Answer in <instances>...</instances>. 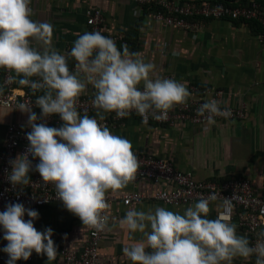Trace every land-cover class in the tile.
Here are the masks:
<instances>
[{"label":"clouds","instance_id":"clouds-1","mask_svg":"<svg viewBox=\"0 0 264 264\" xmlns=\"http://www.w3.org/2000/svg\"><path fill=\"white\" fill-rule=\"evenodd\" d=\"M30 3L0 0V68L16 74L8 82L18 77V83L30 87L33 94L43 91L35 100L42 118L58 114L63 126L37 123L31 104H18L19 110L28 113L32 131L27 133V152L9 161L8 179L13 186L29 185L33 168L29 154L38 158L35 170L44 184L54 186L56 197L79 217L84 228L111 231L106 194L135 181L140 164L131 141L100 123L104 113L115 112L124 118L135 110L145 123L149 115L160 120L177 105H186L191 93L183 83L155 76V66L146 63L140 53L130 52L127 46L121 51L99 31L85 32L74 42L69 55L77 62L76 71H70L66 57L52 45V25L32 20ZM88 85L96 90L92 104L99 119L86 113L81 116L77 110ZM219 105L216 99H209L200 105L197 115L209 125L216 116L228 118L230 110ZM215 199V195L201 198L183 214L159 206L154 212L129 209L119 221L120 227L140 232L144 238L126 246L125 256L132 264H233L234 258L247 260L255 255V264H264V232L251 246L227 216L207 218L209 202ZM25 214L31 219L25 220ZM36 219L39 213L19 202L0 211V226L8 242L3 248L9 256L7 264L28 260L33 252L46 255L48 262L56 259L53 229L38 231Z\"/></svg>","mask_w":264,"mask_h":264},{"label":"crops","instance_id":"crops-1","mask_svg":"<svg viewBox=\"0 0 264 264\" xmlns=\"http://www.w3.org/2000/svg\"><path fill=\"white\" fill-rule=\"evenodd\" d=\"M221 1L237 5L245 2ZM88 7L102 8L106 16L104 32L124 33L125 46L130 52L140 53L146 63H152L155 76L183 83L189 92L191 84L223 89L224 104L244 103L246 106L245 119L215 121L206 128L191 123L145 125L134 116L111 131L130 140L135 153L168 158L177 168L192 171L199 180H225L244 175L252 182L254 192L264 195V44L260 41L262 28L258 23L215 19L204 21V26L198 31H186L164 26L155 18L151 7L142 8L134 0H32L31 19L52 25V45L67 58L64 51L73 45L79 34L88 29L85 16ZM139 10L140 13L136 15L135 12ZM32 46L39 48L35 43ZM16 80L18 83L19 78ZM95 91L92 85L85 90L90 94H95ZM32 111L38 116L37 123L56 127V114L45 119L38 106ZM13 122L32 131L28 124V113L0 107V152L5 144L7 126ZM156 189L157 186L146 179L136 184L130 183L116 193L109 191L106 194L117 195L119 200L109 204L108 227L111 231L107 230L100 248L105 264H132L123 250L144 238L140 232L132 233L120 227L119 221L129 209L144 212L151 209L154 212L159 206L183 214L195 204L170 207L155 201H143L127 206L121 202L122 196L132 191L152 195ZM209 207L207 218L216 219L221 203H209ZM231 223L237 225L238 235L248 238L236 219ZM35 227L41 232L52 228V239L57 247L54 261L48 262L46 255L35 253V264H66L61 251H81L90 231L84 228L79 217L64 207L62 201L44 206ZM147 230L150 231V226ZM255 260L251 256L247 264H255Z\"/></svg>","mask_w":264,"mask_h":264},{"label":"built area","instance_id":"built-area-1","mask_svg":"<svg viewBox=\"0 0 264 264\" xmlns=\"http://www.w3.org/2000/svg\"><path fill=\"white\" fill-rule=\"evenodd\" d=\"M139 6L157 8L155 18L164 26L177 28L186 31H198L204 26V21L215 19H227L232 21L257 22L262 28L260 41L264 44V0H245L242 5L228 2H191L179 0H134ZM32 0L30 3V7ZM139 11L135 14L138 15ZM86 24L88 29L85 32L99 31L115 41L116 44L123 42L125 35L122 32L108 34L104 32L106 16L100 7H88L85 9ZM74 41V42H75ZM68 47L64 53L70 56L72 47ZM76 61L70 71H76ZM0 107L8 109H18L20 103L31 104L32 109L36 107L35 96L28 86L17 83V80L8 82L16 77L14 72L0 68ZM38 80L39 77H32ZM141 90L143 86H140ZM191 96L186 105H177L170 110L164 119H154L149 115L145 123L143 118L135 110L124 118H118L115 112L104 113L105 119L101 124L114 130L129 117H137L143 124H157L175 126L177 124L191 123L195 126L206 128L204 117L197 115V109L202 103L209 99H216L220 102V108L229 109L231 115L228 118L216 116L215 121L243 120L246 117V106L244 103L227 105L222 102L225 95L223 89H213L211 87H201L197 84L190 85ZM95 94L82 93L78 102L77 110L81 116L85 113L90 117H97V110L93 107L92 101ZM210 97V98H209ZM207 115V114H206ZM63 126V121L59 117L56 120V128ZM61 126V127H62ZM31 132L17 123H10L7 126V134L4 147L0 152V211H5L9 203H22L25 208L40 210L53 202L61 201L56 197L55 188L52 184H44L39 172L35 170V165L39 163L38 158L29 154L33 168L29 172L31 183L27 186H13L8 179L11 172L10 160L19 154H24L30 145L27 133ZM139 159L140 168L137 178L133 181L136 184L142 180H150L156 186V191L151 194H143L132 191L121 198L124 205L140 204L143 201H155L170 207H181L198 202L201 198L216 196L215 200L209 203L220 202L221 208L218 215L227 216L231 221L237 220L239 226L245 230L251 246H254L258 234L264 232V195L254 192L252 182L244 175L229 177L225 180H199L192 171H184L177 168L173 161L158 157L148 153H135ZM110 204L119 200L117 195H106ZM227 199V201H226ZM46 201V202H45ZM109 214V209L107 210ZM25 220L31 219L25 214ZM34 220V226H35ZM107 233V229L102 232H95L90 229L88 241L81 251L63 249L61 256L66 264H105L101 258V241ZM4 239V230L0 226V264H7L9 256L3 251L7 245ZM255 256V255H253ZM256 257V256H255ZM16 264H35V252L28 260H18Z\"/></svg>","mask_w":264,"mask_h":264},{"label":"trees","instance_id":"trees-1","mask_svg":"<svg viewBox=\"0 0 264 264\" xmlns=\"http://www.w3.org/2000/svg\"><path fill=\"white\" fill-rule=\"evenodd\" d=\"M220 2H223V1L220 0ZM151 9H153L154 12H156V11L158 10L157 8H151ZM257 25L260 27L259 24H257ZM125 41H126V36H125V39H124L123 42H120V43L116 44L117 47H118L121 51H123V47L126 45ZM66 60H67V65H68L69 69H71L72 66H73V64H74V62H75V59H74L73 57H71V56H68V57L66 58ZM42 92H43V91H38V94L35 96V99H36L37 96H38L40 93H42ZM58 118H59V115L56 114V116H55V122H54L55 125H54V126H56V120H57ZM61 126H62V125H60L59 127H61ZM148 251H151V250L149 249ZM253 257L256 259L255 256H253Z\"/></svg>","mask_w":264,"mask_h":264},{"label":"rangeland","instance_id":"rangeland-1","mask_svg":"<svg viewBox=\"0 0 264 264\" xmlns=\"http://www.w3.org/2000/svg\"><path fill=\"white\" fill-rule=\"evenodd\" d=\"M233 264H247V260L241 258H234Z\"/></svg>","mask_w":264,"mask_h":264}]
</instances>
